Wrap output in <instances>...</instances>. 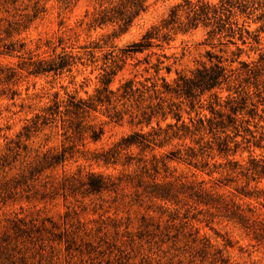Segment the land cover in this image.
<instances>
[{"label":"trees","instance_id":"obj_1","mask_svg":"<svg viewBox=\"0 0 264 264\" xmlns=\"http://www.w3.org/2000/svg\"><path fill=\"white\" fill-rule=\"evenodd\" d=\"M48 1L0 0V55L7 54L22 60L18 67L0 64V97L14 100L19 95L14 87L22 72L36 77H61L65 73H72L78 64H83L85 56L95 62L94 49L103 48L99 44L93 49L85 46L82 48L86 51L84 55L73 54L67 52L66 39L59 37L57 41L49 40L45 44L52 50L49 59L39 58L28 50L23 36L48 13ZM58 2L66 11L75 7L79 0ZM96 4L98 7L88 23L89 29L113 27L112 35L104 42L105 45H113L115 39L127 34L148 11L150 0H96ZM263 8L264 0H220L217 3L184 0L174 6L168 16L149 29L140 41L120 50L111 46V52L106 56L101 87L92 98L83 100L69 95L68 99H61L57 95L52 105L42 114H36L17 136L15 162L21 156V150H27L22 140L30 141L35 135L58 124L64 130L65 140L89 134L93 142L100 141L103 128L97 130L91 124L86 125L85 117L100 106H113V121L122 122L129 115L131 123L143 128L122 138L113 147L94 156L93 160L107 167H123L126 172L124 181L132 185L138 195L179 207L177 209H181V206L201 208L200 212L205 211V217L209 218L206 220L208 225L214 219L221 218L237 224L264 242L261 208L245 202L255 200L264 209V157L251 155L246 165L234 158L239 151L249 149L251 143L262 148L264 138H257L251 130V123L257 118L260 119L259 124L264 121V91L258 88L253 96L241 84L235 88L231 86L234 77L232 64L239 63L246 68L250 66L240 60L245 51L239 43L242 46L261 44L260 35L264 32V25L252 30L248 21L264 22V10L257 14ZM201 28L207 31L210 39H218L221 46L232 45L237 50L222 49L221 55L208 52V62L202 63L191 75L179 73L174 83L164 77L159 78L160 72L166 70L170 73L172 67L167 64L169 58L166 54L151 51L157 48L162 50L163 44L170 42L172 33L186 34ZM59 49L61 52L58 53ZM146 53L149 54L144 63L136 58ZM229 54L234 58L230 59ZM152 56H157L156 63L151 61ZM133 59L137 60V67L146 64L145 72L153 70L156 77L141 82L136 81V76L135 79L125 80L117 90L112 89L119 73ZM263 61L264 55L260 58V62ZM250 72L252 69H249ZM232 89H235L234 96L231 95ZM225 91L230 94L223 96ZM119 105L123 111L117 110ZM144 128L148 131L145 132ZM175 141L179 144L174 150L165 155L157 153ZM134 149L139 150L137 156L133 153ZM68 154L67 147L57 152L38 154L33 162L28 161L27 171L23 170L17 185L27 183L46 170L64 165ZM217 157L225 162L219 163L215 160ZM172 161L183 163L210 177L215 173L224 177L216 179L212 186L205 180L191 181L175 175L176 170L170 167ZM12 163L14 161L10 162L9 158H0V173H6ZM132 168L134 170L129 172ZM122 181H116L110 175L91 172L86 180L66 179L63 190L73 194L81 191L85 195H98L117 191ZM223 189L230 191L225 194ZM4 191L7 192V189ZM180 211L170 214L173 221L181 219ZM12 221L15 242L10 236L0 237V264H26L16 238L31 234L28 231L31 228H24L22 220ZM187 223L182 225L186 227ZM193 229L191 226V235L196 242L199 233ZM229 245L227 243L225 247ZM209 250H213V253ZM202 251L205 255L213 254L216 263H229L224 250L214 249L210 243Z\"/></svg>","mask_w":264,"mask_h":264},{"label":"rangeland","instance_id":"obj_2","mask_svg":"<svg viewBox=\"0 0 264 264\" xmlns=\"http://www.w3.org/2000/svg\"><path fill=\"white\" fill-rule=\"evenodd\" d=\"M183 1L150 0L148 11L131 30L115 39L113 45H105L107 37L113 33V27L90 30L88 25L98 7L96 0H79L75 7L66 11L58 0H50L47 3L48 13L23 36L27 49L44 59L52 55V50L45 46L46 42L57 41L59 37L66 39L67 52L73 54L84 55L86 51L82 48L85 46L92 47L90 49L97 44L103 46L94 49L95 62L85 56L83 64H78L72 73H65L61 77H36L22 72L14 87L19 95L14 100L0 97V158L14 161L6 173H0V237L10 236L15 242L12 220H22L24 228H31L27 229L31 234L16 238L26 264H221L214 261L213 254L205 255L202 251L208 243L214 249L224 250L228 264H264V242L256 239L254 234L221 218L214 219L208 225L206 220L209 218L205 217V211L200 212L201 208L181 206V209H177L179 207L138 195L136 189L124 181L126 172L123 167H107L93 160L97 154L143 128L131 123L129 115L122 122L113 121V106H100L85 117L86 125L91 124L97 130L103 128L104 134L100 141L93 142L89 134L65 140L64 130L58 124L35 135L30 141L22 140L27 150L22 149L21 156L15 162L17 136L36 114H42L52 105L57 95L61 99H68L69 95L83 100L92 98L101 87L106 56L111 52V46L120 50L140 41L149 29L159 25L171 9ZM210 1L217 3L220 0ZM261 10L264 8L257 14ZM248 22H251L252 30L264 25V22ZM260 36V45L242 46L239 43L245 51L240 60L249 64V68L239 63L232 64V88L241 84L253 96L259 89L264 91V61L260 62L264 55V32ZM38 46L41 48L38 49ZM226 48L229 51L237 50L236 46H221L218 39H210L207 31L201 28L186 34L172 33L170 42L163 44L162 50L153 49L151 53L166 54L169 58L167 64L171 65L172 70L170 73L163 70L159 78L164 77L174 83L179 73L191 75L202 63L208 62V52L221 55V50ZM149 53L136 58L144 63ZM229 58L234 57L229 54ZM156 59L157 56L151 57L153 63H156ZM21 62L15 56L0 55V64L18 67ZM136 63L135 59L128 61L112 84V89L117 90L125 80L135 79L136 76V81L141 82L156 77L153 70L145 72L146 64L137 67ZM249 69H252V73H248ZM234 92L235 89H232V96ZM229 94L225 91L223 96ZM117 110L124 109L119 105ZM259 120L257 118L251 123V130L258 139L264 138V121L259 124ZM257 123L258 128L255 127ZM144 131L148 129L144 128ZM178 144L175 141L157 153L165 155ZM261 146L257 148L251 143L249 149L239 151L234 158L246 165L251 155L264 157V140ZM63 147H67L69 152L64 165L46 170L27 183L17 185L23 170L27 171L28 163L33 162L38 154L61 151ZM138 152L133 150L136 156ZM215 160L225 162L220 157ZM170 167L176 170V176L187 177L191 181L205 180L209 186L214 185L216 179L224 177L217 173L210 177L178 161H172ZM91 172L123 181L117 191L98 195H85L81 191L73 194L63 190L66 179L86 180ZM6 182L9 183L7 186ZM6 189L7 192L4 191ZM229 191L222 190L225 194ZM245 202L261 208L259 212L264 218V209L255 200ZM176 210H181L182 220L171 219L170 214ZM185 222H188L186 227L182 225ZM191 226L199 233L196 242L191 235ZM227 243L230 245L225 247ZM208 252L213 253V250Z\"/></svg>","mask_w":264,"mask_h":264}]
</instances>
